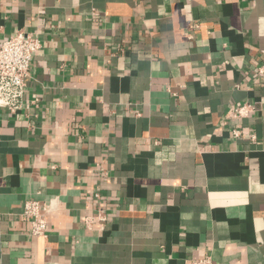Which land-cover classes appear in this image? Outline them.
Here are the masks:
<instances>
[{"label":"crops","instance_id":"0c3cea01","mask_svg":"<svg viewBox=\"0 0 264 264\" xmlns=\"http://www.w3.org/2000/svg\"><path fill=\"white\" fill-rule=\"evenodd\" d=\"M18 30L40 48L0 109V264H264V0H0Z\"/></svg>","mask_w":264,"mask_h":264},{"label":"built area","instance_id":"2783aa9c","mask_svg":"<svg viewBox=\"0 0 264 264\" xmlns=\"http://www.w3.org/2000/svg\"><path fill=\"white\" fill-rule=\"evenodd\" d=\"M39 48V40L23 30H18L0 43V109L7 110L10 114L21 110L31 62ZM257 75L264 82V67L257 69ZM251 110L252 106L248 103L235 106L231 110V117L234 120L246 118ZM230 133L234 139L242 136L237 128H233ZM51 211L41 200L26 199L23 202L22 214L29 224L31 236L46 237L47 215ZM102 217L100 216L101 219ZM191 264H211V259L205 256Z\"/></svg>","mask_w":264,"mask_h":264}]
</instances>
